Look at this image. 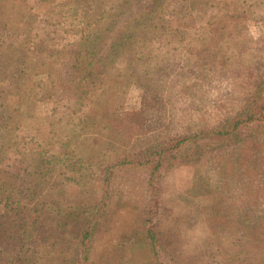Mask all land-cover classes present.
<instances>
[{
  "label": "trees",
  "instance_id": "obj_1",
  "mask_svg": "<svg viewBox=\"0 0 264 264\" xmlns=\"http://www.w3.org/2000/svg\"><path fill=\"white\" fill-rule=\"evenodd\" d=\"M34 1L37 7L33 8L39 15H61L56 8L63 13L80 10L84 21L91 24L85 22L83 29L65 34V48L60 50L65 55L67 94L71 100L81 101L82 107L105 101L110 117L105 127L113 132V139L128 146L144 132L146 117L140 108L124 100L167 88L171 83L185 84L196 77L197 71L205 70L203 60L210 38L221 43L228 22L234 24L230 19L239 18L224 12L229 0H209L216 6L205 8L203 3V13L192 11L191 4H186L165 15L162 0ZM253 2L249 12L244 10L240 15L252 23L237 42L256 49L260 44L255 40L264 43V34L258 29L264 31V9L263 1ZM9 5L11 0H0L1 15ZM213 7L216 10L209 14ZM166 19L173 21L166 23ZM169 27L189 29L183 44L170 40ZM1 44L0 112H23L20 120L14 116L6 120L8 129L24 135L26 145L19 147L18 154L7 150L0 153V264H177L185 250L192 254L189 264H264V247H247L244 230H240L249 224H264V181L255 184L264 174V46L258 50L262 52L260 59L254 53L252 57L240 54L241 61L232 64L236 70L234 89L219 96V103L225 105L224 116L190 132L169 137L164 134L158 143L137 146L106 165L99 163L101 169L91 174L93 166L83 169L92 163L89 156L93 153L72 162L69 168L62 164L69 153H60L63 148L58 147L56 138L59 121L51 119L54 90L49 64L41 55L25 56L23 63L17 62L19 56L12 53L16 51L10 49L12 44ZM37 46L34 42L29 48ZM226 60L230 62L228 56ZM31 155L40 160L34 171L26 167L27 156ZM209 155L217 158L221 174L241 170L242 213L226 203L217 209L212 203H200L199 210L185 199L178 206L176 198L171 206L163 202L161 193L170 177L180 174L187 181L194 165ZM123 170L147 173L153 189L146 218L140 222L143 228L138 232L128 227L126 220L111 215L131 201L112 198L118 192L114 187H118L117 173ZM27 174L31 179V205L23 202L27 185L22 181ZM56 176L67 183L60 192L66 200L58 197L59 187L53 184ZM215 192L207 196L215 199ZM179 193L183 192H177V198ZM200 211V217L190 216ZM240 218L243 224L238 226ZM113 231L117 234L113 248L120 246L122 252L103 255L95 244L107 240ZM228 240L233 242L229 245ZM136 242L140 244L138 250L134 248Z\"/></svg>",
  "mask_w": 264,
  "mask_h": 264
},
{
  "label": "rangeland",
  "instance_id": "obj_2",
  "mask_svg": "<svg viewBox=\"0 0 264 264\" xmlns=\"http://www.w3.org/2000/svg\"><path fill=\"white\" fill-rule=\"evenodd\" d=\"M261 1L264 3V0ZM162 2L166 4V7L162 10V14L164 15L186 4H191L194 8L192 11H200L202 13L204 8H200L203 3L205 4V8L208 5L216 6V3L210 4L209 0H162ZM250 3L251 5H255L253 0L250 2L248 0L247 4L243 0L242 2H230L229 0L224 12L228 13V16L236 14L239 18L230 19L234 24L232 25L231 22H228L227 34L221 43L216 44L217 40L213 41L210 38L203 60L204 71H197L198 75L188 80L185 84L171 83L167 88L158 91L149 90L141 92L133 95L130 100H124L128 105L132 102L131 107L140 108L146 117L144 132L140 136H135L134 141L131 143L132 145H129L130 147L127 143H118V141L113 139V132L108 127H105L104 123L110 119L105 101H92L90 105L82 107L81 105L83 103L81 101L71 100L67 94L68 87L64 73L65 55L61 52L65 48L63 46L65 43V34H70L75 28L83 29L82 26H84L85 22L91 27V24L82 18V12L80 10L76 9L79 11L78 13L75 10L63 13L61 8H56L55 11L61 12V15L60 13H53L42 16L33 8V5L37 4L34 0H11L10 8L7 9L6 14H0V46L3 42L7 45L12 44L10 49H16L12 53L18 54L19 56L16 59L17 62L23 63L25 56L32 58L34 55H41V59L49 64L48 67L52 71L51 79L54 90V98L52 99L51 105L53 107L51 119L53 121H59L56 125L58 134L56 138H59V140L57 139L58 147L63 148V153L61 149L60 153L62 156L65 152L69 153L67 158L63 159L64 163L62 161V164H64V167L69 168L72 162L79 158L87 159V156L93 153L89 156L91 157L92 163L90 162L89 166L85 165L83 169L84 171L88 167L93 166V171L91 168L92 174L101 169L99 163L106 165L112 159L115 160L123 153L127 154L133 149L139 148L137 146L146 147L147 145L158 143L164 134H168L166 137H169L175 133L190 132L198 127L208 126L217 118H221L220 116H224L225 105L219 103V96L222 95L221 93H230L234 89L236 70L232 64L240 60L238 56L240 54L249 57L256 55L260 59L262 52L258 50L261 48L263 50L264 46L263 42H257V40L255 42L260 45L255 47L256 49H251L246 43L238 45L237 42L240 36L248 33V24L252 23V21L245 20L240 16L244 10L249 12L247 10ZM263 3V8L261 9H264ZM178 5L179 7H177ZM215 10L216 7H213L207 12L211 14ZM262 20L264 21V18ZM165 21L167 23L173 20L166 19ZM258 29H261L260 32L264 34L263 28L259 27ZM167 31L172 42L183 44L189 29L169 27ZM34 42H37L38 46L30 50L29 47ZM220 45H222V48H220ZM4 48L3 46L2 49ZM2 51H0V55H2ZM9 51V48L4 50V55ZM51 51L57 54L56 57L51 54ZM226 56H228L231 65L227 62ZM0 63H4V58ZM39 63L41 64V62ZM0 83L3 84V80H0ZM233 103L234 101L230 102V104ZM188 110V113L193 112V114L198 115L191 116L187 114ZM8 111L9 114H6L7 116L0 112V153L3 150H7L13 154H18L20 153L19 147H25L26 140L23 134L14 129H8L9 119L6 120V118L14 116V119L20 120L22 119L23 112L14 111V109ZM180 116H182L181 119H179ZM102 128L106 131H103ZM107 143L114 151L106 149ZM27 159L26 167L29 171H34L40 165V160L34 158L32 155L27 156ZM57 160L55 159L53 161ZM117 176L118 187H114L118 189V192L112 195L113 200L117 201L120 199L121 202V198L125 197L131 201H129L128 206L120 208L119 210H113L111 215L116 214L119 219L126 220L129 223L128 227L131 225L134 231L138 232L143 228L140 227V222L146 218L153 196V189L147 182V173L123 170L122 172H118ZM241 177L242 174L239 169L221 174L219 172L217 158L214 155H209L204 161L194 165L192 171H189L190 179L187 181H184L183 177H180V174H174L173 177H170L167 181L168 183L163 188L161 197L163 202L170 206L176 198L177 204L175 206H178V202L181 199L189 201L190 207L198 206L199 210H201L199 207L200 203H212L211 205H214L216 209L221 204L226 203L236 208L238 213H242L244 207L241 206L242 200L240 199ZM123 179L125 180V184ZM30 180V175L27 174L22 181L24 185H27L23 202L28 205H31L33 199L31 193H29ZM263 181L264 174H261L255 180V184L257 185L258 182ZM65 182L64 184L62 183L60 176H56L53 180V184L59 187L58 197L61 200L67 199L64 194H60L67 187V183ZM179 191L184 194L179 193L177 198L176 195ZM208 192H215L217 194L215 199L213 196H207ZM61 196L63 197L61 198ZM62 213L66 215L67 211L63 210ZM190 216L198 218L201 216V211L199 214L192 213ZM117 221L115 220L114 222ZM242 224L241 222L238 226ZM240 230H244L242 231L244 233L243 240L247 247H264V224H253L251 226L249 224L247 227H241ZM114 232L111 233L107 240H98L95 244L96 249L103 255L109 256L115 254L117 251L122 252V247L120 246L113 248L117 238V234ZM232 242V240H228L229 245ZM134 248L135 250L140 248L139 242H136ZM191 258L192 254L185 250L181 252L177 264H189Z\"/></svg>",
  "mask_w": 264,
  "mask_h": 264
}]
</instances>
